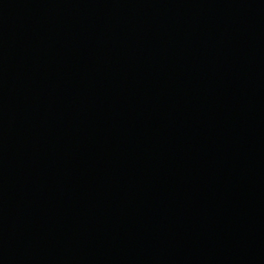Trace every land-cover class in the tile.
<instances>
[{
  "label": "water",
  "instance_id": "95a60500",
  "mask_svg": "<svg viewBox=\"0 0 264 264\" xmlns=\"http://www.w3.org/2000/svg\"><path fill=\"white\" fill-rule=\"evenodd\" d=\"M0 264H264V0H0Z\"/></svg>",
  "mask_w": 264,
  "mask_h": 264
}]
</instances>
